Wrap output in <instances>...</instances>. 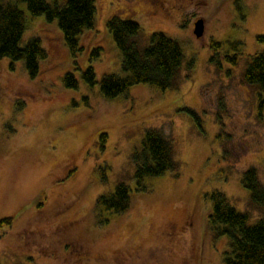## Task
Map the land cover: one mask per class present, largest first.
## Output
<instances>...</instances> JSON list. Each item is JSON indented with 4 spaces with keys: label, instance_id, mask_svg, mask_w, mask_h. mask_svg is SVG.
Listing matches in <instances>:
<instances>
[{
    "label": "rangeland",
    "instance_id": "374dc122",
    "mask_svg": "<svg viewBox=\"0 0 264 264\" xmlns=\"http://www.w3.org/2000/svg\"><path fill=\"white\" fill-rule=\"evenodd\" d=\"M10 1L26 16L21 45L38 36L47 55L35 77L23 60L0 61V219L12 218L0 230V264H226L228 238L208 221L212 191L251 224L262 216L242 178L254 167L264 184V112L244 80L251 56L264 50V0H96V26L77 57L57 20ZM114 15L139 22L143 45L155 31L180 41L174 87L141 83L103 96L104 75H125L107 28ZM212 42L221 44L217 53ZM89 65L94 85L82 77ZM68 71L77 87L65 85ZM151 128L172 140L180 166L147 177L138 191L132 153ZM119 182L129 185L131 205L116 214L97 199Z\"/></svg>",
    "mask_w": 264,
    "mask_h": 264
},
{
    "label": "trees",
    "instance_id": "16d2710c",
    "mask_svg": "<svg viewBox=\"0 0 264 264\" xmlns=\"http://www.w3.org/2000/svg\"><path fill=\"white\" fill-rule=\"evenodd\" d=\"M27 4L32 15H44L48 21H58V26L64 35L66 46L74 57L83 52L82 35L96 26V0H17ZM107 28L122 54L121 67L125 75L118 73L106 74L100 82V91L107 99H114L126 94L137 84H149L161 89L174 87L181 72L184 53L181 43L163 31L151 33L147 44L140 43L141 26L133 19L112 16L107 21ZM26 29V16L14 2L0 0V61L5 57L12 60H23L25 69L30 77H35L40 70L39 61L46 57L40 37H31L21 45L22 36ZM264 40V35L258 36ZM241 43L232 42L234 49ZM220 42H212L211 47L218 52ZM93 56L99 55L95 49ZM216 56L211 60L215 61ZM226 57L236 61V54ZM193 60L189 67L192 66ZM82 77L90 84L97 82L92 65L82 71ZM244 80L258 89V108L264 112V50L251 56L244 71ZM64 83L68 87H77L78 78L72 72L64 75ZM188 111L197 114L190 108ZM101 138L105 141L106 134ZM135 164V179L137 190H145L147 177H156L167 171L177 172L179 162L174 156V145L171 139L164 137L155 128L147 129L141 147L132 153ZM242 183L250 193V202L257 207L262 216L256 223H250L247 212L236 209L228 196L219 190L211 193V210L208 221L217 226V235L228 238V250L225 253L226 264H264V184L260 181L256 168L247 169ZM97 204L121 214L131 205L130 187L125 182H119L108 195H101ZM12 223L11 217L0 219V230Z\"/></svg>",
    "mask_w": 264,
    "mask_h": 264
},
{
    "label": "water",
    "instance_id": "95a60500",
    "mask_svg": "<svg viewBox=\"0 0 264 264\" xmlns=\"http://www.w3.org/2000/svg\"><path fill=\"white\" fill-rule=\"evenodd\" d=\"M204 28H205L204 20H203V18H200V19H198V20L195 22L194 33H195L197 36H202V35H203V32H204Z\"/></svg>",
    "mask_w": 264,
    "mask_h": 264
}]
</instances>
